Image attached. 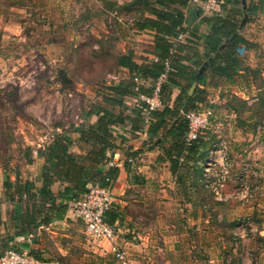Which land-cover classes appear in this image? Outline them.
Wrapping results in <instances>:
<instances>
[{
	"label": "rangeland",
	"instance_id": "374dc122",
	"mask_svg": "<svg viewBox=\"0 0 264 264\" xmlns=\"http://www.w3.org/2000/svg\"><path fill=\"white\" fill-rule=\"evenodd\" d=\"M253 3L256 12L247 16L255 28L249 41L257 44L251 48L257 58L253 84L244 82L234 87L237 97L201 110H209L202 129L210 133L215 164L202 162L199 183L187 180L183 198L168 192L158 221L147 216L151 229L163 232L148 238L168 245L160 254H169L172 264H264V0ZM139 15V6L128 10L104 0H0V131L22 129L18 140L37 141L38 132L75 117L96 89L117 81V57L128 45H149L132 34L129 18ZM17 150L8 151L16 160ZM82 230L85 246L67 264H117L111 254L94 250L102 244Z\"/></svg>",
	"mask_w": 264,
	"mask_h": 264
},
{
	"label": "crops",
	"instance_id": "0c3cea01",
	"mask_svg": "<svg viewBox=\"0 0 264 264\" xmlns=\"http://www.w3.org/2000/svg\"><path fill=\"white\" fill-rule=\"evenodd\" d=\"M110 3L117 6L121 4L128 10H131L132 7H140V15L129 18L131 30H134L133 35H141L149 44L141 48L138 45L136 47L135 44H130L118 57L125 53H131L137 62H148L150 59L152 55L150 51H152L153 41L158 32L149 27L138 28L135 25L136 21L144 16L155 17L148 10L150 6L180 10L185 17L181 27L183 30L189 31L182 41L185 45V53L188 55L192 53L193 46L191 45L193 44L192 41H195L193 45H196L197 53L201 56L202 42L193 40L194 38L190 36V33L194 31L198 34H205L209 30V26L201 20V17L206 15L201 12L199 16L196 12L194 14L196 7L189 0H186L184 4L172 3L168 6H163L156 0H149L147 5L136 3L133 0L123 3L110 0ZM237 6L238 4L234 1H229L226 4V12L229 9L231 12L233 9L243 8L242 5ZM250 23L248 20L245 21L244 15L241 18L239 29V32L249 40L252 39L251 32L255 31V28L249 26ZM135 48H139L141 51ZM243 51L246 54L244 62L250 67H254L256 64H253L252 57L256 56V52L248 48H244ZM137 54L143 55L138 57ZM200 59L205 64V60ZM195 60L196 58H193L186 63L191 71L201 73L204 64L198 66L195 64ZM116 70L117 81L129 79L131 76L128 68L118 65L117 61ZM243 77L239 75L233 81H228L221 75L205 72L200 80H193L187 94L192 95L197 87L204 91L206 107L214 106L216 103L221 104L229 96V93H239L235 91L238 85L243 87V83L246 82L248 86H252L251 76L245 79ZM117 81L114 80V82ZM178 81L182 85L187 82L185 78H179ZM135 86L138 89H135ZM191 87H193L192 91ZM145 89H147L146 82L143 85L140 81L135 82L133 94L124 95L123 98L127 107L123 108L116 105L113 108L115 112H122L123 115H127L129 121L125 120L121 125L116 124L110 127L112 142L115 144L111 150L110 158L116 151L121 154L119 165L113 171V182L110 184L113 197L110 209H115L117 214V234L119 239H122L118 245L124 249L126 257L133 264H164L165 261L172 264V257L169 254L165 258L160 254V250L166 249L168 245L155 243L148 238L150 233H152L151 235L154 234L153 231L161 235L163 232L158 228L152 230L148 225L147 216H153L158 221V216L162 215L164 199L176 195L183 198L181 196L183 188L178 186V182H187V180L194 178L195 173L189 168L191 161L184 159L183 156L179 158V168L175 169L174 172L171 171V163L165 157L160 144L162 136H151L146 131L149 121L146 122L142 118L141 126L132 128L135 116L133 111L141 108L143 103L137 99V94L138 91L145 92L143 91ZM102 92L103 87L100 86L99 89L95 90L91 100H86L85 103L81 102L78 106V112L74 114L75 117L72 119L64 116L55 122L51 127V132H38L36 136L39 137V140L37 141L28 139L26 135L23 136L24 141L18 140L16 136L22 134V129L17 131L16 128H12L4 129L3 132L0 131V152L7 155L6 158L0 155L2 156L0 160V254L6 249H26L37 258L55 259L60 264H67L68 261L78 259L80 249L85 246L79 237L84 228H79L76 225V218H73L69 213L67 204L71 194L83 190L89 184L86 175L90 169L105 168L104 163L94 161V158H97V150L104 147L107 153L110 152V149L100 143L81 138L80 132L75 129V126L84 121L83 118H79V114H83L84 108H87L90 102L99 101ZM178 93L179 89L174 88L169 96V105L173 104ZM182 102L183 105L187 104V100ZM181 113L184 114L185 112L181 110ZM95 117L93 114L85 122H92ZM31 132L34 133L35 130H31ZM59 134L66 137L68 141L67 152L75 155L76 162H79L82 167V172L77 173L75 177L67 176L63 172L54 173L51 171L53 169L52 162L46 161L45 155L37 152V149H46L54 136ZM10 146L18 148L17 151L20 155L17 160L12 158V154H9ZM220 149L218 148L216 153ZM210 150L211 148L208 149L203 160L208 158ZM26 157H30V159L28 160ZM203 160L199 161L200 166ZM198 178L200 179L199 176ZM168 192L171 196H168ZM67 234L72 239L61 237ZM99 243L102 244V248L98 249L93 246L92 248L100 253L111 254L117 264H120L111 251L110 244L105 240H100ZM153 250L155 251L154 257L150 253ZM178 256L179 254H177ZM168 258L170 261L167 260Z\"/></svg>",
	"mask_w": 264,
	"mask_h": 264
},
{
	"label": "trees",
	"instance_id": "16d2710c",
	"mask_svg": "<svg viewBox=\"0 0 264 264\" xmlns=\"http://www.w3.org/2000/svg\"><path fill=\"white\" fill-rule=\"evenodd\" d=\"M136 3L149 4V0H133ZM231 1L227 0L222 13L202 16L201 20L209 26V30L205 34H198L196 32L190 33L193 40H200L202 42L201 56L197 53L195 41H192L193 51L190 55L185 53V45L180 42L170 56V70L167 73L165 80L161 84V100L162 107L153 110L148 115L147 133L151 136H162L160 144L164 150L165 157L171 163V171L179 168V158L183 156L184 159L190 160L189 168L195 173L191 182L199 183L200 177V160L206 157L208 149L211 147L209 138H211L208 130L204 129L202 132L191 141H186V133L188 130V122L184 114L181 113L188 111H201L205 106V94L197 87L192 92V95L187 94V90L193 80H200L205 72L218 74L228 81H233L236 76H248L253 78V74L257 68L250 67L244 62L245 55H240L244 48H254L256 43L249 41L244 35L239 32L241 27V18L246 15L245 21L249 14L255 13L257 5L254 3L250 5L249 0H232L236 4L242 5L243 8L230 9L226 12V4ZM163 6L171 5L172 3L184 4L186 0H156ZM105 4H111L110 0H104ZM237 6V7H238ZM148 10L155 15V17L144 16L136 21L135 25L138 28H152L158 33L153 41L151 54L160 56L161 58L170 55L171 38L178 32L183 30L181 27L184 21L183 13L178 9H170L168 7L156 8L153 6L148 7ZM199 16L200 12L196 9L194 11ZM189 36V37H190ZM257 45V44H256ZM205 60V64L203 60ZM196 58L195 64L200 66L204 64L201 73L191 71L186 62ZM199 58V59H198ZM117 64L128 68L130 72L129 79L119 80L117 82H110L102 86L103 92L99 101H92L84 108L83 114H79V118L84 121L79 122L75 129L80 132L81 138L88 141L92 140L100 143L110 152L106 153L104 147L97 150V158L94 161L105 163L112 155V149L115 144L112 142V134L110 127L112 125H121L128 120L127 115L122 112H115L116 105L126 108L123 102L124 95L133 94L134 78L143 85L147 84V89L143 90L144 93H150L155 79L164 70L161 61H153L148 59V62H137L131 53H125L117 58ZM243 70V71H240ZM179 78H185L187 82L182 85L179 83ZM143 81V82H142ZM174 88L179 89V93L175 97L173 104L169 105L168 100ZM235 93L229 96H234ZM183 100H187V104L183 105ZM244 100V99H243ZM143 102V101H142ZM145 103L142 107L134 109V122L132 128H139L142 123V118L145 119ZM96 116L95 120L86 123L85 120L93 115ZM129 121V120H128ZM141 122V123H140ZM67 139L63 135H55L46 149H37V152L45 155L46 161L52 162V170L54 173L60 174L63 172L65 175L75 177L77 173L82 172V167L79 162H76L75 155L67 152ZM28 160L30 157H26ZM205 161V160H203ZM115 168L109 169L107 172L102 167L100 169H90L86 175L89 184L98 182L101 185H109L113 182V171ZM88 184V185H89ZM187 182L179 181L178 186L186 188ZM87 185V186H88ZM85 187L81 191L71 194V197L86 191ZM69 198V199H70ZM106 221L114 225L117 232V214L115 209H109L106 212ZM5 251V250H4ZM2 251V253L4 252Z\"/></svg>",
	"mask_w": 264,
	"mask_h": 264
},
{
	"label": "built area",
	"instance_id": "2783aa9c",
	"mask_svg": "<svg viewBox=\"0 0 264 264\" xmlns=\"http://www.w3.org/2000/svg\"><path fill=\"white\" fill-rule=\"evenodd\" d=\"M196 9L204 15H212L222 13L223 7L227 0H189ZM188 30L178 31L171 38L170 55L161 58L158 55L152 54L150 59L153 61H161L164 70L157 76L154 81L153 88L150 93L138 91L137 99L145 103V121H148V115L151 111L162 107L161 100V84L165 80L168 71L170 70V56L174 52L177 45L184 41ZM134 81L139 82L135 77ZM135 89H138L135 86ZM207 111H188L184 113L188 122V130L186 133V141L189 142L195 139L206 125L208 116L205 117ZM212 150V149H211ZM214 151V152H213ZM215 154V150L209 151ZM206 159L207 165L215 164V159ZM121 154L116 151L113 157L105 163V171L115 168L119 165ZM131 160V159H128ZM113 203L112 190L109 185H101L98 182L89 184L86 191L71 197L68 201L69 213L73 218L82 222L86 236L93 241L105 240L110 244L111 251L120 264H133L126 257V253L117 242V232L114 225L106 221V212L111 208ZM0 264H60L55 259H40L28 250L6 249L0 254Z\"/></svg>",
	"mask_w": 264,
	"mask_h": 264
},
{
	"label": "water",
	"instance_id": "95a60500",
	"mask_svg": "<svg viewBox=\"0 0 264 264\" xmlns=\"http://www.w3.org/2000/svg\"><path fill=\"white\" fill-rule=\"evenodd\" d=\"M193 87H191V91H192Z\"/></svg>",
	"mask_w": 264,
	"mask_h": 264
}]
</instances>
